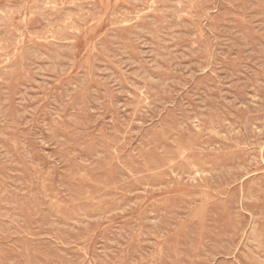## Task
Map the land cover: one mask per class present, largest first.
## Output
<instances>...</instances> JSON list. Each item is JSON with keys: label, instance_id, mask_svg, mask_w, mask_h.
Masks as SVG:
<instances>
[{"label": "rangeland", "instance_id": "rangeland-1", "mask_svg": "<svg viewBox=\"0 0 264 264\" xmlns=\"http://www.w3.org/2000/svg\"><path fill=\"white\" fill-rule=\"evenodd\" d=\"M0 18V264L264 263V0H0Z\"/></svg>", "mask_w": 264, "mask_h": 264}, {"label": "bare ground", "instance_id": "bare-ground-1", "mask_svg": "<svg viewBox=\"0 0 264 264\" xmlns=\"http://www.w3.org/2000/svg\"><path fill=\"white\" fill-rule=\"evenodd\" d=\"M72 1V0H71ZM94 1V0H93ZM97 1V0H96ZM114 1V0H113ZM200 1V0H199ZM49 2V1H48ZM77 2V1H76ZM140 2V1H139ZM193 2H195V1H193ZM4 3V2H3ZM79 3V2H78ZM88 3V2H87ZM137 3V2H136ZM171 3V2H170ZM214 3V2H213ZM212 3V4H213ZM40 4H41V2H40ZM44 3H42V5H43ZM143 4V3H142ZM158 4V3H157ZM21 5H23V3L21 4ZM37 5V4H36ZM49 5V4H48ZM53 5V4H52ZM68 5V4H67ZM66 5V6H67ZM83 5V4H82ZM163 5V4H162ZM167 5V4H166ZM171 5V4H170ZM7 6V5H6ZM34 6V5H33ZM32 6V7H33ZM47 6V5H46ZM55 6H56V4H55ZM121 6V5H120ZM146 6V5H145ZM151 6V5H150ZM156 6H158V5H156ZM160 6V5H159ZM196 6V5H195ZM204 6V5H203ZM29 7H30V5H29ZM35 7V6H34ZM99 7V6H98ZM127 7H129V6H127ZM149 7V6H148ZM20 8V7H19ZM47 8V7H46ZM64 8V7H63ZM116 8V7H115ZM139 8V7H138ZM144 8V7H143ZM146 8V7H145ZM8 9H9V7H8ZM34 8H32V10H33ZM38 9H40L39 7H38ZM51 9V8H50ZM57 9V8H56ZM55 9V10H56ZM65 9V8H64ZM102 9V8H101ZM201 9H203V8H201ZM7 10V9H6ZM17 10H18V8H17ZM47 10V9H46ZM98 10V9H97ZM187 10V9H186ZM193 10V9H192ZM9 11V10H8ZM8 11H7V13H8ZM65 11V10H64ZM112 11V10H111ZM126 11V10H125ZM137 11V10H136ZM198 11V10H197ZM200 11V10H199ZM198 11V12H199ZM2 13L4 12V11H1ZM12 13H13V11H11ZM36 11H34L33 13H35ZM44 12H46V11H44ZM75 12V11H74ZM78 12V11H77ZM88 12V11H87ZM115 12V11H114ZM133 12V11H132ZM182 12V11H181ZM43 13V12H42ZM64 13V12H63ZM127 13H128V11H127ZM130 13V12H129ZM207 13V12H206ZM32 14V13H31ZM43 14H45V13H43ZM76 14V13H75ZM126 14V13H125ZM134 14V13H133ZM187 14V13H186ZM201 14V13H200ZM47 15V14H46ZM69 15V14H68ZM140 15V14H139ZM148 15V14H147ZM178 15V14H177ZM41 16H42V14H41ZM58 16V15H57ZM82 16V15H81ZM97 16V15H96ZM120 16H122V15H120ZM198 16V15H197ZM60 17V16H59ZM72 17V16H71ZM83 17V16H82ZM87 17H89V16H87ZM122 17H124V16H122ZM163 17V16H162ZM8 18V17H7ZM10 18V17H9ZM12 18V17H11ZM50 18V17H49ZM66 18V17H65ZM78 18V17H77ZM174 18H176V17H174ZM196 18V17H195ZM1 19V18H0ZM89 19V18H88ZM205 19V18H204ZM244 19V18H243ZM64 20V19H63ZM85 20V19H84ZM91 20V19H90ZM89 20V21H90ZM113 20V19H112ZM131 20V19H130ZM165 20V19H164ZM0 21H2V19L0 20ZM61 21V20H60ZM87 21V20H86ZM117 21H118V19H117ZM138 21V20H137ZM136 21V22H137ZM193 21V20H192ZM47 22V21H46ZM49 22V21H48ZM74 22V21H73ZM92 22V21H91ZM126 22V21H125ZM50 23V22H49ZM71 23V22H70ZM69 23V24H70ZM86 23V22H85ZM139 23V22H138ZM181 23V22H180ZM198 23V22H197ZM1 24V23H0ZM38 24V23H37ZM68 24V23H67ZM125 24V23H124ZM143 24V23H142ZM146 24H148V23H146ZM161 24V23H160ZM9 25V24H8ZM28 25V24H27ZM26 25V26H27ZM35 25V24H34ZM65 25H66V23H65ZM72 25V24H71ZM78 25H79V22H78ZM81 25V24H80ZM118 25V24H117ZM165 25V24H164ZM163 25V26H164ZM195 25V24H194ZM198 25V24H197ZM42 26V25H41ZM46 26H47V24H46ZM58 26V25H57ZM56 26V27H57ZM73 26V25H72ZM82 26V25H81ZM112 26V25H111ZM147 26V25H146ZM166 26V25H165ZM203 26V25H202ZM9 27V26H8ZM19 27V26H18ZM17 27V28H18ZM44 27V26H43ZM52 27V26H51ZM55 27V28H56ZM75 26H73V28H74ZM119 27V26H118ZM159 27V26H158ZM200 27V26H199ZM10 28V27H9ZM40 28H42V27H40ZM39 28V29H40ZM54 28V27H53ZM54 28V29H55ZM76 28V27H75ZM112 28V27H111ZM160 28V27H159ZM3 29V28H2ZM28 29V28H27ZM49 29V28H48ZM52 29V28H51ZM114 29V28H113ZM122 29V28H121ZM199 29V28H198ZM20 30H21V28H20ZM29 30V29H28ZM30 30H32V29H30ZM67 30H69V29H67ZM73 30V29H72ZM72 30H71V32H72ZM104 30V29H103ZM201 30V29H200ZM10 31V30H9ZM70 31V30H69ZM74 31V30H73ZM77 31V30H76ZM14 32V31H13ZM55 32V31H54ZM75 32V31H74ZM109 32V31H108ZM126 32V31H125ZM135 32V31H134ZM201 32V31H200ZM2 33H4V32H2ZM49 33V32H48ZM47 33V34H48ZM53 33V32H52ZM57 33V32H56ZM73 33V32H72ZM120 33H122V32H120ZM199 33V32H198ZM197 33V34H198ZM204 33V32H203ZM11 34V32L9 33V35ZM28 34V33H27ZM46 34V33H45ZM55 34V33H54ZM127 34V33H126ZM6 35V34H5ZM123 36V35H122ZM125 36V35H124ZM0 37H1V35H0ZM18 37V36H17ZM60 37H61V35H60ZM9 38V37H8ZM45 38H46V36H45ZM111 38V37H110ZM125 38H127V37H125ZM150 38V37H149ZM20 39V38H19ZM48 39V38H47ZM52 39H54V38H52ZM60 39V38H59ZM49 40H50V38H49ZM56 40V39H55ZM152 40V39H151ZM159 40V39H158ZM201 40V39H200ZM21 40H19V42H20ZM69 42V41H68ZM71 42V41H70ZM156 42V41H155ZM160 42V41H159ZM158 42V43H159ZM162 42V41H161ZM51 43V42H50ZM62 43V42H61ZM63 43H65V42H63ZM100 43V42H99ZM52 44V43H51ZM98 44V43H97ZM76 45V44H75ZM19 46V45H18ZM52 46V45H51ZM62 46V45H61ZM29 47V46H28ZM27 47V48H28ZM114 47V46H113ZM36 48V47H35ZM54 48V47H53ZM56 48V47H55ZM102 48V47H101ZM105 48V47H104ZM110 48V47H109ZM136 48V47H135ZM29 49V48H28ZM112 49V48H111ZM115 49V48H114ZM137 49V48H136ZM60 50V49H59ZM77 50V49H76ZM16 51V50H15ZM26 51H28V50H26ZM162 51V50H161ZM37 52V51H36ZM45 52H47V51H45ZM12 53V52H11ZM29 53H30V50H29ZM48 53V52H47ZM51 53V52H50ZM56 53V52H55ZM62 53V52H61ZM72 53V52H71ZM33 55H34V53H32ZM38 54V53H37ZM41 54V53H40ZM103 54V53H102ZM105 54V53H104ZM111 54V53H110ZM11 55V54H10ZM58 55V54H57ZM66 55H67V52H66ZM137 55V54H136ZM31 56V55H30ZM54 56V55H53ZM56 56V55H55ZM54 56V57H55ZM102 56V55H101ZM74 57V56H73ZM25 58V57H24ZM56 58V57H55ZM75 58V57H74ZM9 59V58H8ZM53 59V58H52ZM57 59V58H56ZM137 59V58H136ZM158 59V58H157ZM36 60V59H35ZM113 60H115V59H113ZM138 60V59H137ZM159 60V59H158ZM65 61V60H64ZM68 61V60H67ZM75 61V60H74ZM73 61V62H74ZM57 62V61H56ZM111 62H112V60H111ZM45 63V62H44ZM67 63V62H66ZM113 63H115L114 61H113ZM34 64V63H33ZM112 64V63H111ZM29 65V64H28ZM45 65V64H44ZM43 65V66H44ZM114 65V64H113ZM150 65V64H149ZM154 65V64H153ZM12 66H14V65H12ZM20 66V65H19ZM107 66V65H106ZM17 67V66H16ZM45 67V66H44ZM70 67V66H69ZM71 67H73V66H71ZM112 67V66H111ZM114 68V67H113ZM4 69V68H3ZM6 69H7V67H6ZM150 69V68H149ZM8 70V69H7ZM69 70V69H68ZM97 70V69H96ZM116 70V69H115ZM82 71V70H81ZM84 71V70H83ZM118 71V70H117ZM161 71V70H160ZM35 72V71H34ZM44 72V71H43ZM60 72V71H59ZM59 72H57V73H59ZM164 72V71H163ZM54 73H56V72H54ZM66 73V72H65ZM64 73V74H65ZM3 74V73H2ZM48 75V74H47ZM86 75V74H85ZM170 75V74H169ZM264 75V74H263ZM5 76V75H4ZM82 76H83V74H82ZM91 76V75H90ZM92 76H93V74H92ZM162 76V75H161ZM13 77V76H12ZM57 77V76H56ZM73 77V76H72ZM94 77V76H93ZM138 78V77H137ZM59 79V78H58ZM90 79V78H89ZM99 81V80H98ZM140 81V80H139ZM59 82V81H58ZM78 82V81H77ZM169 83H170V81H168ZM255 82V81H254ZM253 82V83H254ZM146 83H147V81H146ZM66 84V83H65ZM73 84V83H72ZM76 84H78V83H76ZM75 84V85H76ZM129 84V83H128ZM5 85V84H4ZM9 85V84H8ZM61 85H62V83H61ZM155 85V84H154ZM257 85V84H256ZM10 86V85H9ZM40 86V85H39ZM131 86V85H130ZM42 87V86H41ZM60 87V86H59ZM73 87V86H72ZM57 88V87H56ZM90 88H91V86H90ZM44 89H46V88H44ZM48 89V88H47ZM81 89V88H80ZM134 89V88H133ZM255 89V88H254ZM91 90V89H90ZM98 90H100V88L98 89ZM112 90V89H111ZM167 90V89H166ZM1 91H3V90H1ZM65 91V90H64ZM88 91V90H87ZM107 91V90H106ZM11 92V91H10ZM76 92V91H75ZM89 92V91H88ZM137 92V91H136ZM153 92V91H152ZM156 92V91H155ZM62 93V92H61ZM95 93V92H94ZM93 93V94H94ZM149 93H150V90H149ZM57 94V93H56ZM80 94H82V93H80ZM85 94V93H84ZM154 94V93H153ZM164 94V93H163ZM259 94V93H258ZM87 95V94H86ZM103 95V94H102ZM107 95H108V93H107ZM144 95V94H143ZM149 95V94H148ZM81 96H83V95H81ZM92 96V95H91ZM90 96V97H91ZM114 96V95H113ZM147 96V95H146ZM160 96V95H159ZM10 97H11V95H10ZM47 97V96H46ZM156 97V96H155ZM158 97V96H157ZM75 98V97H74ZM166 98V97H165ZM259 98V97H258ZM109 98L107 97V100H108ZM158 99H160V98H158ZM72 100V99H71ZM135 100V99H134ZM74 101V100H73ZM82 101V100H81ZM109 101H112V99L111 100H109ZM147 101V100H146ZM153 101V100H152ZM4 102V101H3ZM6 102H7V100H6ZM106 102V101H105ZM262 102V101H261ZM12 103V102H11ZM133 103V102H132ZM75 104H76V102H75ZM109 104H110V102H109ZM131 104V103H130ZM70 105V104H69ZM108 105V104H107ZM106 105V106H107ZM140 105V104H139ZM59 106V105H58ZM68 106V105H67ZM76 106V105H75ZM83 106V105H82ZM105 106V107H106ZM97 107V106H96ZM109 107V106H108ZM149 107V106H148ZM54 108V107H53ZM77 109V108H76ZM78 109H79V107H78ZM91 109V108H90ZM106 109V108H105ZM104 109V110H105ZM110 109V108H109ZM75 110V109H74ZM139 110V109H138ZM141 110V109H140ZM196 110V109H195ZM198 110V109H197ZM66 111V110H65ZM77 111V110H76ZM80 112H82V111H80ZM199 112V111H198ZM72 113V112H71ZM247 113V112H246ZM56 114V113H55ZM75 114V113H74ZM142 114V113H141ZM249 114H251V113H249ZM58 115V114H57ZM61 115V114H60ZM67 115V114H66ZM77 115H79V114H77ZM254 115V114H253ZM86 116V115H85ZM84 116V117H85ZM116 116V115H115ZM130 116V115H129ZM243 116V115H242ZM93 117V116H92ZM118 117H119V114H118ZM127 117V116H126ZM135 117V116H134ZM133 117V118H134ZM141 117V116H140ZM185 117V116H184ZM187 117V116H186ZM185 117V118H186ZM197 117V116H196ZM211 117V116H210ZM91 118V117H90ZM104 118V117H103ZM129 118V117H128ZM207 118V117H206ZM233 118V117H232ZM58 119V118H57ZM73 119H74V117H73ZM89 119V118H88ZM135 119V118H134ZM205 119V118H204ZM47 120V119H46ZM66 120V119H65ZM87 120V119H86ZM113 120V119H112ZM131 120H132V118H131ZM131 120H130V122H131ZM56 121V120H55ZM126 121H128V120H126ZM207 121V120H206ZM239 121H241V120H239ZM259 121V120H258ZM61 122H63V121H61ZM129 122V121H128ZM193 122H195V121H193ZM53 123V122H52ZM59 123V122H58ZM65 123V122H64ZM91 123V122H90ZM135 123V122H134ZM180 123V122H179ZM224 123V122H223ZM227 123V122H226ZM256 123V122H255ZM73 124V123H72ZM88 124V123H87ZM115 124V123H114ZM113 124V125H114ZM129 124V123H128ZM175 124H177V122L175 123ZM191 124V123H190ZM207 124V123H206ZM225 124V123H224ZM48 125V124H47ZM46 125V126H47ZM120 125V124H119ZM179 125V124H178ZM192 125V124H191ZM50 126H52V125H50ZM54 126V125H53ZM57 126V125H56ZM124 126V125H123ZM165 126V125H164ZM184 126V125H183ZM186 126V125H185ZM69 127V126H68ZM112 127V126H111ZM219 127V126H218ZM226 127V126H225ZM24 129H25V127H23ZM59 128V127H58ZM82 128V127H81ZM177 128V127H176ZM193 128V127H192ZM205 128H207V127H205ZM236 128V127H235ZM52 129V128H51ZM76 129V128H75ZM196 129V128H195ZM203 129V128H202ZM214 129V128H213ZM197 130V129H196ZM210 130V129H209ZM64 131V130H63ZM70 131V130H69ZM118 131V130H117ZM116 131V132H117ZM199 131V130H198ZM197 131V132H198ZM216 131H218V130H216ZM60 132V131H59ZM89 132H90V130H89ZM88 132V133H89ZM102 132H103V130H102ZM171 132V131H170ZM175 132V131H174ZM213 132H215V131H213ZM87 133V134H88ZM188 133V132H187ZM200 133V132H199ZM255 133V132H254ZM66 134V133H65ZM123 134V133H122ZM51 135V134H50ZM104 135V134H103ZM160 135V134H159ZM180 135V134H179ZM202 135V134H201ZM255 135V134H254ZM25 136V135H24ZM79 136V135H78ZM89 136V135H88ZM106 136V135H105ZM148 136V135H147ZM184 136V135H183ZM213 136V135H212ZM215 136V135H214ZM30 137V136H29ZM127 137V136H126ZM170 137H171V135H170ZM200 137V136H199ZM216 137V136H215ZM258 137V136H257ZM27 138V137H26ZM82 138V137H81ZM84 138V137H83ZM93 138V137H92ZM125 138V137H124ZM156 138V137H155ZM162 138V137H161ZM174 138H176V137H174ZM192 138V137H191ZM210 138V137H209ZM208 138V139H209ZM217 138V137H216ZM224 138H226V137H224ZM250 138V137H249ZM30 139V138H29ZM95 139H96V137H95ZM106 139V138H105ZM182 139V138H181ZM203 139H205V138H203ZM154 140V139H153ZM192 140V139H191ZM191 140H189V141H191ZM201 140V139H200ZM232 140H233V137H232ZM20 141V140H19ZM30 141V140H29ZM107 141V140H106ZM113 141V140H112ZM148 141V140H147ZM186 141V140H185ZM203 141V140H202ZM212 141V140H211ZM218 141V140H217ZM222 141V140H221ZM229 141V140H228ZM241 141V140H240ZM254 141V140H253ZM97 142V141H96ZM144 142V141H143ZM142 142V143H143ZM183 142V141H182ZM198 142H199V140H198ZM21 143V142H20ZM23 143V142H22ZM27 143H29V142H27ZM31 143V142H30ZM109 143V142H108ZM147 143V142H146ZM174 143V142H173ZM200 143V142H199ZM243 143V142H242ZM62 144V143H61ZM89 144H91V143H89ZM116 144H118V143H116ZM170 144V143H169ZM235 144V143H234ZM250 144H251V142H250ZM25 145V144H24ZM27 145H29V144H27ZM71 145V144H70ZM80 145V144H79ZM171 145V144H170ZM188 145V144H187ZM203 145V144H202ZM222 145V144H221ZM57 146H59V145H57ZM103 146V145H102ZM186 146V145H185ZM240 146V145H239ZM17 147H19V146H17ZM31 147V146H30ZM80 147V146H79ZM94 147V146H93ZM98 147V146H97ZM105 147V146H104ZM157 147H160V146H157ZM169 147V146H168ZM178 147V146H177ZM205 147V146H204ZM224 147V146H223ZM5 148V147H4ZM23 148V147H22ZM89 148H91V147H89ZM150 148V147H149ZM186 147H184V149H185ZM193 148V147H192ZM191 148V149H192ZM83 149V148H82ZM102 149V148H101ZM181 149H183V148H181ZM206 149H207V147H206ZM213 149V148H212ZM217 149V148H216ZM229 149V148H228ZM258 149V148H257ZM7 150H9L8 148H7ZM111 150H113V149H111ZM139 150V149H138ZM147 150V149H146ZM152 150H154V149H152ZM164 150V149H163ZM168 150V149H167ZM170 150V149H169ZM168 150V151H169ZM172 150V149H171ZM194 150V149H193ZM198 150V149H197ZM249 150H250V148H249ZM95 151H96V149H95ZM108 151V150H107ZM151 151V150H150ZM190 151V150H189ZM195 151V150H194ZM240 151V150H239ZM260 151V150H259ZM18 152V151H17ZM16 152V153H17ZM64 152V151H63ZM73 152V151H72ZM77 152V151H76ZM124 152V151H123ZM131 152V151H130ZM166 152V151H165ZM176 152V151H175ZM198 152V151H197ZM141 153V152H140ZM179 153V152H178ZM191 153V152H190ZM200 153V152H199ZM73 154H75V153H73ZM91 154V153H90ZM97 154V153H96ZM149 154V153H148ZM152 154H154V153H152ZM158 154V153H157ZM20 155V154H19ZM112 155V154H111ZM141 155V154H140ZM167 155V154H166ZM189 155V154H188ZM195 155V154H194ZM233 155V154H232ZM264 155V154H263ZM113 156V155H112ZM122 156V155H121ZM128 156V155H127ZM135 156V155H134ZM210 156V155H209ZM215 156V155H214ZM220 156V155H219ZM227 156V155H226ZM225 156V157H226ZM234 156V155H233ZM247 156V155H246ZM245 156V157H246ZM21 157V156H20ZM90 157H91V155H90ZM111 157V156H110ZM115 157V156H114ZM190 157V156H189ZM200 157H202V156H200ZM208 157V156H207ZM206 157V158H207ZM228 157V156H227ZM18 158V157H17ZM103 158V157H102ZM168 158V157H167ZM212 158V157H211ZM216 158V157H215ZM254 158V157H253ZM263 158V157H262ZM135 159V158H134ZM192 159V158H191ZM19 160V159H18ZM130 160V159H129ZM138 160V159H137ZM143 160V159H142ZM141 160V161H142ZM156 160V159H155ZM168 160V159H167ZM198 160V159H197ZM200 160V159H199ZM103 161V160H102ZM135 161V160H134ZM146 161V160H145ZM180 161H182V160H180ZM185 161V160H184ZM206 161V160H205ZM217 161H218V159H217ZM19 162H20V160H19ZM24 162V161H23ZM136 162V161H135ZM150 162V161H149ZM153 162V161H152ZM152 162H150V163H152ZM157 162V161H156ZM214 162V161H213ZM216 162V161H215ZM223 162V161H222ZM242 162V161H241ZM22 163V162H21ZM117 163V162H116ZM119 163V162H118ZM122 163V162H121ZM132 163H133V161H132ZM172 163V162H171ZM187 163V162H186ZM196 163V162H195ZM206 163V162H205ZM258 164H259V162H258ZM70 165V164H69ZM148 165H149V163H148ZM162 165H163V163H162ZM167 165V164H166ZM198 165V164H197ZM217 165V164H216ZM24 166V165H23ZM86 166V165H85ZM124 166V165H123ZM133 166V165H132ZM156 166V165H155ZM164 166V165H163ZM193 166V165H192ZM26 167V166H25ZM33 167V166H32ZM48 167V166H47ZM89 167V166H88ZM112 167V166H111ZM140 167V166H139ZM138 167V168H139ZM165 167H167V166H165ZM191 167V166H190ZM78 168V167H77ZM82 168H84V166H82ZM102 168H104V166L102 167ZM123 168V167H122ZM137 168V169H138ZM144 168V167H143ZM150 168H151V166H150ZM154 168V167H153ZM156 168V167H155ZM157 168H158V166H157ZM171 168H173V167H171ZM195 168V167H194ZM197 168V167H196ZM198 168H200V163H199V167ZM219 168V167H218ZM34 169V168H33ZM43 169V168H42ZM71 169V168H70ZM90 169V168H89ZM94 169V168H93ZM101 169V168H100ZM134 169V168H133ZM160 169V168H159ZM212 169H214V168H212ZM246 169V168H245ZM255 169V168H254ZM27 170H29L28 168H27ZM54 170V169H53ZM67 170H68V168H67ZM76 170H78V169H76ZM95 170H96V168H95ZM187 170V169H186ZM194 170V169H193ZM240 170V169H239ZM256 170V169H255ZM264 170V169H263ZM85 171V170H84ZM87 171V170H86ZM140 171V170H139ZM148 171V170H147ZM147 171H145L146 173H147ZM155 171V170H154ZM188 171V170H187ZM243 171H244V169H243ZM260 171V170H259ZM56 172V171H55ZM73 172V171H72ZM113 172V171H112ZM115 172V171H114ZM129 172V171H128ZM27 173V172H26ZM90 173V172H89ZM101 173V172H100ZM117 173V172H116ZM115 173V174H116ZM244 173V172H243ZM23 174V173H22ZM108 174V173H107ZM126 174V173H125ZM135 174V173H134ZM134 174H132V175H134ZM139 174H140V172H139ZM203 174V173H202ZM250 174V173H249ZM256 174V173H255ZM26 175H28V174H26ZM74 175V174H73ZM93 175H95V174H93ZM117 175V174H116ZM123 175H124V173H123ZM175 175V174H174ZM201 175V174H200ZM204 175V174H203ZM213 175V174H212ZM37 176V175H36ZM58 176V175H57ZM115 176V175H114ZM135 176H137V174H135ZM134 176V177H135ZM202 176V175H201ZM262 176H264V175H262ZM10 177L11 176H9V179H10ZM21 177H22V175H21ZM101 177V176H100ZM120 177V176H119ZM143 177V176H142ZM165 177V176H164ZM196 177V176H195ZM251 177V176H250ZM56 178V177H55ZM64 178V177H63ZM78 178V177H77ZM88 178V177H87ZM95 178V177H94ZM114 178V177H113ZM121 178V177H120ZM133 178V177H132ZM138 178V177H137ZM197 178V177H196ZM202 178H204V177H202ZM259 178V177H258ZM22 179V178H21ZM31 179V178H30ZM122 179V178H121ZM135 179V178H134ZM175 179V178H174ZM200 179V178H199ZM263 179V178H262ZM43 180V179H42ZM45 180V179H44ZM57 180V179H56ZM60 180V179H59ZM93 180V179H92ZM145 180V179H144ZM164 180V179H163ZM207 180V179H206ZM225 180V179H224ZM230 180V179H229ZM49 180H47V182H48ZM106 181V180H105ZM141 181V180H140ZM160 181V180H159ZM166 181V180H165ZM182 181V180H181ZM189 181V180H188ZM210 181V180H209ZM216 181V180H215ZM241 181V180H240ZM36 182V181H35ZM50 182V181H49ZM48 182V183H49ZM74 182V181H73ZM122 182V181H121ZM131 182H133V184H134V181H131ZM138 182V181H137ZM152 182V181H151ZM260 182V181H259ZM54 183V182H53ZM106 183V182H105ZM110 183V182H109ZM128 183V182H127ZM206 183V182H205ZM34 184V183H33ZM46 184V183H45ZM107 184V183H106ZM115 184V183H114ZM113 184V185H114ZM123 184V183H122ZM126 184V183H125ZM141 184V183H140ZM171 184V183H170ZM169 184V185H170ZM187 184V183H186ZM252 184V183H251ZM258 184V183H257ZM22 185V184H21ZM27 185V184H26ZM80 185V184H79ZM112 185V184H111ZM118 185V184H117ZM174 185V184H173ZM205 185V184H204ZM235 185V184H234ZM238 185V184H237ZM242 185V184H241ZM256 185V184H255ZM20 186V185H19ZM29 186V185H28ZM62 186H64V185H62ZM90 186V185H89ZM92 186V185H91ZM90 186V187H91ZM125 186V185H124ZM130 186V185H129ZM194 186V185H193ZM212 186V185H211ZM217 186V185H216ZM236 186V185H235ZM251 186V185H250ZM40 187V186H39ZM97 187V186H96ZM140 187V186H139ZM144 187V186H143ZM31 188V187H30ZM42 188H43V186H42ZM45 188H46V186H45ZM45 188H43V189H45ZM62 188V187H61ZM75 188V187H74ZM79 188V187H78ZM104 188V187H103ZM102 188V189H103ZM106 188V187H105ZM165 188V187H164ZM163 188V189H164ZM24 189V188H23ZM57 189V188H56ZM59 189V188H58ZM68 189V188H67ZM81 189V188H80ZM96 189V188H95ZM98 189V188H97ZM154 189V188H153ZM231 189V188H230ZM19 190V189H18ZM65 190V189H64ZM77 190V189H76ZM146 190V189H145ZM157 190V189H156ZM161 190H162V188H161ZM190 190V189H189ZM27 191V190H26ZM61 191V190H60ZM83 191H85V190H83ZM132 191V190H131ZM147 191V190H146ZM158 191V190H157ZM202 191V190H201ZM205 191V190H204ZM216 191V190H215ZM228 191V190H227ZM242 191V190H241ZM243 191H244V189H243ZM63 192V191H62ZM106 192V191H105ZM123 192V191H122ZM130 192V191H129ZM189 192V191H188ZM206 192H208V191H206ZM262 192V191H261ZM47 193V192H46ZM83 193H85V192H83ZM93 193H95V192H93ZM99 193V192H98ZM104 192H102V194H103ZM131 193V192H130ZM137 193V192H136ZM203 193V192H202ZM219 193H221V192H219ZM226 193V192H225ZM253 193V192H252ZM30 194V193H29ZM49 194V193H48ZM66 194V193H65ZM70 194V193H69ZM73 194V193H72ZM82 194V193H81ZM101 194V195H102ZM120 194V193H119ZM140 194V193H139ZM187 194V193H186ZM212 194H214V193H212ZM234 194V193H233ZM260 194V193H259ZM11 195V194H10ZM32 195V194H31ZM30 195V196H31ZM88 195H90V194H88ZM98 195V194H97ZM121 195V194H120ZM158 195V194H157ZM183 195V194H182ZM185 195V194H184ZM201 195V194H200ZM242 195V194H241ZM7 196V195H6ZM70 196V195H69ZM147 196V195H146ZM194 196V195H193ZM199 196V195H198ZM210 196V195H209ZM261 196V195H260ZM26 197V196H25ZM87 197V196H86ZM92 196H90V198H91ZM95 197V196H94ZM98 197V196H97ZM183 197V196H182ZM185 197V196H184ZM214 197V196H213ZM219 197V196H218ZM227 197V196H226ZM40 198V197H39ZM69 198V197H68ZM89 198V197H88ZM104 198V197H103ZM157 198H159V197H157ZM156 198V199H157ZM172 198H174V197H172ZM204 198V197H203ZM235 198V197H234ZM261 198V197H260ZM52 199V198H51ZM80 199V198H79ZM82 199H83V197H82ZM99 199V198H98ZM138 199V198H137ZM145 199V198H144ZM155 199V200H156ZM168 199V198H167ZM179 199V198H178ZM182 199V198H181ZM201 199V198H200ZM226 199V198H225ZM239 199V198H238ZM242 199V198H241ZM245 199V198H244ZM264 199V198H263ZM34 200V199H33ZM43 200V199H42ZM57 200V199H56ZM72 200V199H71ZM139 200V199H138ZM175 200V199H174ZM191 200V199H190ZM196 200V199H195ZM21 201V200H20ZM54 201V200H53ZM76 201V200H75ZM86 201V200H85ZM119 201V200H118ZM169 201V200H168ZM167 201V202H168ZM201 201V200H200ZM216 201V200H215ZM80 202H82V201H80ZM142 202V201H141ZM156 202V201H155ZM160 202H162V201H160ZM180 202V201H179ZM183 202V201H182ZM192 202V201H191ZM196 202V201H195ZM241 202V201H240ZM49 203V202H48ZM54 203V202H53ZM56 203V202H55ZM63 203V202H62ZM78 203V202H77ZM92 203V202H91ZM197 203V202H196ZM235 203V202H234ZM58 202H57V206H58ZM171 204V203H170ZM184 204V203H183ZM220 204V203H219ZM48 205V204H47ZM53 205V204H52ZM61 205V204H60ZM59 205V206H60ZM92 205V204H91ZM148 205V204H147ZM153 205H154V203H153ZM180 205V204H179ZM185 205V204H184ZM214 205H215V203H214ZM39 206V205H38ZM46 206V205H45ZM62 206V205H61ZM64 206V205H63ZM75 206V205H74ZM74 206L72 207V208H74ZM149 206V205H148ZM159 206V205H158ZM187 206V205H186ZM42 207V206H41ZM69 207V206H68ZM119 207V206H118ZM197 207V206H196ZM219 207V206H218ZM244 207V206H243ZM242 207V208H243ZM27 208V207H26ZM43 208H44V206H43ZM53 208V207H52ZM61 208V207H60ZM59 208V209H60ZM63 208V207H62ZM67 208V207H66ZM65 208V209H66ZM91 208V207H90ZM113 208V207H112ZM144 208V207H143ZM246 208V207H245ZM46 209H48V208H46ZM168 209V208H167ZM175 209V208H174ZM247 209V208H246ZM256 209V208H255ZM27 210V209H26ZM36 210V209H35ZM56 210H57V208H56ZM75 210V209H74ZM116 210V209H115ZM169 210H170V208H169ZM188 210H189V208H188ZM245 210V209H244ZM264 210V209H263ZM31 211V210H30ZM42 210H40V212H41ZM49 211V210H48ZM67 211H69V210H67ZM111 211H112V209H111ZM179 211V210H178ZM187 211V210H186ZM221 211V210H220ZM222 211H224V210H222ZM233 211V210H232ZM249 211V210H248ZM32 212V211H31ZM239 212V211H238ZM19 214H21L20 212H18ZM50 213V212H49ZM58 213V212H57ZM67 213V212H66ZM77 213V212H76ZM80 213V212H79ZM141 213V212H140ZM231 213V212H230ZM242 213V212H241ZM254 213V212H253ZM252 213V214H253ZM3 214H4V211H3ZM38 214H39V212H38ZM92 214V213H91ZM106 214H108V213H106ZM139 214V213H138ZM164 214V213H163ZM219 214V213H218ZM34 215H35V213H34ZM52 215V214H51ZM66 215V214H65ZM70 215V214H69ZM77 215H79L80 216V214H78L77 213ZM90 215V214H89ZM140 215V214H139ZM225 215V214H224ZM223 215V216H224ZM37 216V215H36ZM71 216V215H70ZM74 216V215H73ZM169 216V215H168ZM171 216H173V215H171ZM207 216H209V215H207ZM221 216V215H220ZM242 216V215H241ZM245 216V215H244ZM263 216V215H262ZM40 217V216H39ZM42 217V216H41ZM78 217V216H77ZM81 217V216H80ZM84 217V216H83ZM86 217V216H85ZM210 217V216H209ZM222 217V216H221ZM246 217V216H245ZM253 217V216H252ZM256 217V216H255ZM261 217V216H260ZM70 218V217H69ZM68 218V219H69ZM125 218V217H124ZM132 218V217H131ZM202 218V217H201ZM213 218V217H212ZM220 218V217H219ZM249 218V217H248ZM8 219V218H7ZM57 219V218H56ZM66 219V218H65ZM81 219H82V217H81ZM235 219V218H234ZM242 219V218H241ZM253 219V218H252ZM11 220V219H10ZM29 220V219H28ZM51 220H52V218H51ZM139 220H140V218H139ZM238 220V219H237ZM250 220V219H249ZM85 221V220H84ZM83 221V222H84ZM227 221V220H226ZM232 221V220H231ZM46 222V221H45ZM58 222V221H57ZM95 222V221H94ZM143 222V221H142ZM198 222V221H197ZM229 222V221H228ZM233 222V221H232ZM243 222V221H242ZM255 222V221H254ZM29 223H30V221H29ZM43 223H44V221H43ZM246 223V222H245ZM19 224V223H18ZM62 224V223H61ZM91 224V223H90ZM199 224V223H198ZM197 224V225H198ZM214 224V223H213ZM237 224H238V222H237ZM247 224V223H246ZM33 225V224H32ZM43 225V224H42ZM73 225H74V223H73ZM106 225V224H105ZM245 225V224H244ZM243 225V226H244ZM252 225V224H251ZM254 225V224H253ZM252 225V226H253ZM260 225V224H259ZM138 226V225H137ZM145 226V225H144ZM225 226H227V225H225ZM225 226H223V227H225ZM239 226V225H238ZM242 226V227H243ZM262 226V225H261ZM46 227V226H45ZM83 227V226H82ZM82 227H80V228H82ZM146 227V226H145ZM230 227V226H229ZM254 227V226H253ZM258 227V226H257ZM52 228V227H51ZM84 228V227H83ZM139 228V227H138ZM137 228V229H138ZM153 228V227H152ZM190 228V227H189ZM207 228V227H206ZM246 228V227H245ZM72 229V228H71ZM77 229V228H76ZM92 229V228H91ZM197 229H198V227H197ZM223 229V228H222ZM234 229V228H233ZM247 229V228H246ZM251 229V228H250ZM255 229V228H254ZM38 230V229H37ZM55 230V229H54ZM256 230V229H255ZM255 230H254V232H255ZM260 230V229H259ZM28 231V230H27ZM53 231V230H52ZM93 231V230H92ZM151 231V230H150ZM154 231V230H153ZM185 231V230H184ZM242 231V230H241ZM84 232H86V231H84ZM96 232V231H95ZM103 232V231H102ZM140 232V231H139ZM186 232V231H185ZM205 232H207V231H205ZM215 232V231H214ZM219 232V231H218ZM235 232H236V230H235ZM246 232V231H245ZM40 233V232H39ZM53 233V232H52ZM88 233V232H87ZM86 233V234H87ZM167 233V232H166ZM260 233V232H259ZM25 234V233H24ZM60 234V233H59ZM76 234V233H75ZM117 234V233H116ZM147 234V233H146ZM249 234V233H248ZM258 234V233H257ZM2 235V234H1ZM38 235V234H37ZM57 235V234H56ZM148 235H150V233L148 234ZM181 235V234H180ZM230 235V234H229ZM252 235V234H251ZM254 235V234H253ZM22 236V235H21ZM36 236V235H35ZM120 236V235H119ZM137 236H139V235H137ZM160 236H161V234H160ZM243 236V235H242ZM257 236V235H256ZM10 237V236H9ZM19 237V236H18ZM23 237V236H22ZM31 237V236H30ZM29 237V238H30ZM80 237H81V235H80ZM142 237V236H141ZM218 237V236H217ZM257 237H259V236H257ZM261 237H262V235H260V239H261ZM3 238H4V236H3ZM8 238V237H7ZM60 238V237H59ZM72 238V237H71ZM219 238V237H218ZM247 238V237H246ZM254 238V237H253ZM263 238V237H262ZM23 239V238H22ZM63 239V238H62ZM77 239V238H76ZM80 239V238H79ZM139 239V238H138ZM143 239V238H142ZM243 239V238H242ZM264 239V238H263ZM105 240V239H104ZM244 240V239H243ZM256 240H257V238H256ZM256 240H255V242H256ZM4 241V240H3ZM24 241V240H23ZM35 241H37L36 239H35ZM80 241L81 240H79V243H80ZM114 241V240H113ZM116 241V240H115ZM118 241V240H117ZM263 241V240H262ZM76 242V241H75ZM112 242V241H111ZM156 242V241H155ZM171 242V241H170ZM196 242V241H195ZM243 242V241H242ZM245 242V241H244ZM32 243V242H31ZM61 243V242H60ZM59 243V244H60ZM116 243V242H115ZM197 243V242H196ZM86 244V243H85ZM111 244V243H110ZM234 244V243H233ZM242 244V243H241ZM260 245H261V242L259 243ZM5 245V244H4ZM68 245H69V243H68ZM76 245V244H75ZM84 245V244H83ZM172 245V244H171ZM174 245V244H173ZM196 245H198V244H196ZM218 245V244H217ZM225 245V244H224ZM260 245H256V246H260ZM22 246H23V243H22ZM31 246V245H30ZM64 246H66V245H64ZM70 246V245H69ZM79 246V245H78ZM199 246V245H198ZM236 246V245H235ZM239 246V245H238ZM243 246V245H242ZM245 246H248L247 244L245 245ZM74 247H76V246H74ZM73 247V248H74ZM167 247V246H166ZM165 247V248H166ZM239 247H241V246H239ZM250 247V246H249ZM255 247V246H254ZM1 248V247H0ZM6 248V247H5ZM23 248H25V246L23 247ZM34 248V247H33ZM42 248V247H41ZM76 248H78V247H76ZM190 248V247H189ZM195 248V247H194ZM200 248H201V246H200ZM228 248V247H227ZM230 248V247H229ZM248 248V247H247ZM37 249V248H36ZM55 249V248H54ZM79 249V248H78ZM138 249H141V248H138ZM180 249V248H179ZM184 249V248H183ZM197 249H198V247H197ZM259 249H260V247H259ZM41 250V249H40ZM218 250V249H217ZM225 250V249H224ZM252 250V249H251ZM46 251H48V250H46ZM84 251V250H83ZM89 251V250H88ZM162 251V250H161ZM168 251V250H167ZM171 251V250H170ZM240 251V250H239ZM25 252H27V251H25ZM52 252H55V251H52ZM85 252V251H84ZM194 252V251H193ZM236 252V251H235ZM46 253V252H45ZM49 253H51V252H49ZM83 253V252H82ZM160 253H162V252H160ZM170 253V252H169ZM226 253H227V251H226ZM233 253V252H232ZM247 253V252H246ZM263 253V252H262ZM39 254V253H38ZM53 254V253H52ZM135 254V253H134ZM141 254V253H140ZM228 254V253H227ZM252 254V253H251ZM4 255V254H3ZM8 255V254H7ZM26 255H27V253H26ZM41 255V254H40ZM56 255V254H55ZM61 255V254H60ZM64 255V254H63ZM85 255V254H84ZM172 255V254H171ZM183 255H185V254H183ZM191 255H193V254H191ZM234 255V254H233ZM245 255V254H244ZM258 255V254H257ZM260 255V254H259ZM44 256V255H43ZM53 256V255H52ZM161 256V255H160ZM173 256V255H172ZM246 256V255H245ZM256 256V255H255ZM254 256V257H255ZM5 256H3V258H4ZM37 257H38V255H37ZM42 257V256H41ZM87 257V256H86ZM137 257V256H136ZM136 257H134V258H136ZM171 257V256H170ZM187 257V256H186ZM194 257V256H193ZM199 257V256H198ZM209 257V256H208ZM260 257V256H259ZM31 258V257H30ZM40 258V257H39ZM107 258V257H106ZM138 258V257H137ZM235 258V257H234ZM256 258V257H255ZM29 259V258H28ZM113 259H114V257H113ZM161 259V258H160ZM170 259V258H169ZM169 259H167V260H169ZM184 259V258H183ZM212 259V258H211ZM210 259V260H211ZM236 259V258H235ZM259 259V258H258ZM261 259V258H260ZM259 259V260H260ZM30 260V259H29ZM29 260H27V261H29ZM71 260V259H70ZM84 260V259H83ZM213 260V259H212ZM224 260V259H223ZM249 260V259H248ZM32 261H34V260H32ZM46 261V260H45ZM64 261V260H63ZM92 261V260H91ZM115 261V260H114ZM160 261V260H159ZM164 261V260H163ZM171 261V260H170ZM209 261V260H208ZM6 262V261H5ZM13 262V261H12ZM54 262V261H53ZM58 262V261H57ZM72 262V261H71ZM80 262V261H79ZM83 262V261H82ZM99 262H100V260H99ZM173 262V261H172ZM203 262V261H202ZM223 262V261H222ZM238 262V261H237ZM253 262V261H252ZM258 262H260V261H258ZM30 263V262H29ZM38 263V262H37ZM42 263V262H41ZM61 263V262H60ZM95 263V262H94ZM213 264H214V262H212ZM212 263H210V264H212ZM221 262H219V264H220ZM248 263V262H247ZM255 263V262H254ZM262 263H263V261H262ZM43 264V263H42ZM96 264V263H95ZM109 264V263H108ZM115 264V263H114ZM153 264V263H152ZM175 264V263H174ZM184 264V263H183ZM190 264V263H189ZM207 264V263H206ZM216 264V263H215ZM224 264V263H223ZM252 264V263H251ZM264 264V263H263Z\"/></svg>", "mask_w": 264, "mask_h": 264}]
</instances>
